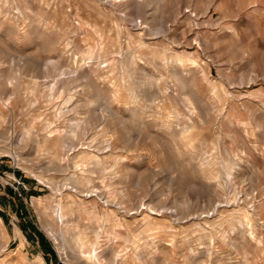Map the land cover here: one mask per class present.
I'll return each mask as SVG.
<instances>
[{"label": "rangeland", "instance_id": "rangeland-1", "mask_svg": "<svg viewBox=\"0 0 264 264\" xmlns=\"http://www.w3.org/2000/svg\"><path fill=\"white\" fill-rule=\"evenodd\" d=\"M81 230L264 264V0H0V264H82Z\"/></svg>", "mask_w": 264, "mask_h": 264}, {"label": "bare ground", "instance_id": "bare-ground-1", "mask_svg": "<svg viewBox=\"0 0 264 264\" xmlns=\"http://www.w3.org/2000/svg\"><path fill=\"white\" fill-rule=\"evenodd\" d=\"M93 164H94V162H93ZM86 180L91 181L92 179L90 176H88ZM75 186H76L75 191H74L75 195H73V196L76 197L79 194V190H81V188L83 186V179L76 178L75 179ZM90 192H92V191H90ZM78 204L79 203L75 199L72 202V204L70 205V207H74L75 205H78ZM63 209L64 208H62V203H60L59 205H56V207L54 208V212H55V215L57 218V222L59 223V226L65 225L69 221L70 215H71L68 213V210H63ZM52 231H53V234L55 236L56 241H59L60 239H62V241L64 240L63 246H65V248L70 246V243L68 241H66L65 239H63V236H64V230L63 229L59 230L58 232H54L53 228H51V232ZM96 234L101 235L103 233L101 231H98ZM73 238L77 241V242L75 241L77 243V245H76V251H77L76 259L81 260L82 264H104L103 261L101 260V256L99 255L98 251L96 250V247H94L92 245L90 237L87 235V233L85 231H82V230L78 231L75 235H73ZM64 251H65V253H67V251L65 249H64ZM65 255H67V254H65Z\"/></svg>", "mask_w": 264, "mask_h": 264}]
</instances>
